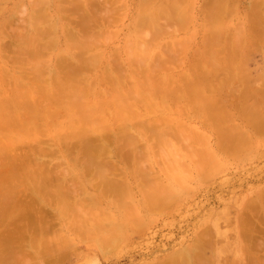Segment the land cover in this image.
Listing matches in <instances>:
<instances>
[{
  "label": "rangeland",
  "instance_id": "obj_1",
  "mask_svg": "<svg viewBox=\"0 0 264 264\" xmlns=\"http://www.w3.org/2000/svg\"><path fill=\"white\" fill-rule=\"evenodd\" d=\"M95 1L97 5L98 3L99 5H96L97 8L90 12L92 16L90 21L94 28L93 31L91 30V32L94 33L96 45L95 48L97 47V49L95 50L96 57H94L95 68L92 69L95 71H91L94 73L91 74L90 72L88 73V71L86 72V69L83 70L84 72L91 74L90 79L93 81V83H89L88 88L85 90L87 94L85 97L88 99L84 100L86 102V106L90 105V109L92 111L91 114H94L96 117H98V122L102 123L105 117V112H107L108 109L111 111L110 109L114 107V103H116V101L122 102L118 100L120 96H116L115 94L114 98H116V100L113 98L112 101H108L104 105V107L107 109L105 112L102 111L103 108L101 107L102 103H104L102 100L111 98L109 93L106 96L104 91L105 89L108 91L109 87L107 82L111 83V81L104 83L102 80H104L108 74L109 76L107 79H105V81L117 76L119 79L118 84L132 93L133 96L135 95L137 97V100H129L130 105L136 108L137 112L135 113L141 116V114L147 113L149 110H157L163 114H166V118L162 121L160 127H158L161 128L159 130L163 131L164 129L165 131L170 132V134L167 137H163L164 140H162V142L158 141L157 137H147L151 145H148V141L141 142L138 147L134 148V155L130 154L127 148H119L122 150H128V154L135 157L123 158L118 155L119 157L117 158L116 151L114 149L115 147L113 148V146L116 144H110L112 146L111 150L115 154H110V159L112 163H114L113 165L111 164L112 168L114 166L113 170L115 174L117 173L115 177L117 178V181H128H126V183L123 182L125 183L122 186L124 188L119 191L118 189L115 190V193L118 191L117 198L121 196L122 199L115 202L116 205L118 204L116 207L120 209L112 207L109 201L112 198H108L110 196L106 198L102 197L97 200L95 197L100 196L101 193L98 194L99 191L93 187L95 186V181L93 182V179L88 180L87 175H83L79 166H73L71 163L66 164V157H60V154H67L66 156L69 158L71 157V159L74 156H79L75 149H73L74 152L72 151V154L65 150L70 147L71 143L72 145H77L78 142L76 143V141L72 139L70 141L71 143L67 142L65 144L66 147L68 146L67 148H63V144L61 145V143H63L62 141L56 144L55 141H52L53 139L47 134V131H49L50 122H47L44 126H42L43 121L45 120L44 117L38 120V124L41 125L39 128V133L34 134L35 136L37 135V143H34L36 142L35 140L33 143L31 142L33 138L35 139L33 134L29 135L30 137L27 138H19L20 140L26 142L30 148L33 147V150L38 144V146L42 149L46 148L43 145L48 144L46 149L53 150V153H56H54L52 156H49L51 158L48 157L46 163L50 165L48 162L51 161L53 166L58 163H60L61 166L53 167L50 165L52 166V169H43L41 171L43 172L41 173L43 175L40 176L42 178H48L47 176L45 177V175H47L46 173L49 174L51 172L53 174L52 175L50 173L52 176H55V173H58L61 175V177L56 179L48 178L49 181L51 180V182L44 183L43 188L45 191H53L57 188H62L64 191L66 190L67 192L71 193L75 199L79 200V207H94L93 210H97V216L101 220L102 227L105 228L107 232L111 228V230H113V234H117L120 237V239H118L117 236L113 243H109L111 246H108V244L105 246V244H96L94 240H91L92 242H88L89 239L87 237H80L79 234H76L77 230H73V232H71V229L67 231L65 230L63 232V234L67 236L65 240L69 239V237L71 239L69 244L68 240L65 242L68 244H66L67 246H65L62 242V250L61 252L58 251L60 253L54 254L57 252L55 250L56 252L53 251L52 256L50 254H47L46 256L50 255L53 258H58L57 256L62 254L61 257H59L61 261L55 259L56 263L53 262L54 264H180L176 259V254L183 249L191 251L193 250V243L200 242V247H202L199 250L201 251L202 249V252H198L201 256L200 261L204 258L202 256H205V258L206 256L209 257V261L206 262L203 260V263L205 261L207 264H248L249 262L252 264H256L257 262H259L257 264H264V261L263 263L260 261L263 260L262 258H264V248L262 249V245L264 243L261 245L259 242L255 241L256 239L260 242L261 239L264 241L263 124H261V130L258 129V132L257 130L255 132L254 129L257 128V126H254L259 125L260 123L259 116L262 117L260 113L264 114V109L261 111V106L262 108L264 107V33L260 32L263 30L262 27L264 26V20L262 26L259 25L256 27L255 24L252 23L255 22L254 19L256 18L252 15L254 10L252 11L249 9L251 6V8L254 6H260L258 3L261 4V2L264 0H227L231 5L228 7L230 9L225 8L226 10H222L220 8L219 10V8H216V11L212 9L214 12H216V15L218 12L220 13L217 16L214 15L213 11V15L211 16V9H203L204 4L202 3L207 0H181V3L180 0H178L176 4H178L179 7L177 6V10L174 12V17L180 18L182 23L180 24L178 21H175V24L172 22V25H166L168 27L163 25L164 27H162V30L160 31H157L158 27H156V29L155 25H158L160 29V26L164 24L165 19H168L162 14V7L166 8L165 10L168 11L166 6L168 5L167 0H156L155 2L154 0H108V2L107 0H100L101 2H99V0L98 2L97 0ZM233 1L235 3L231 4ZM64 2L66 3V1ZM58 4L59 0H0V29L4 24L7 25L9 19H11L12 22L8 24H11L9 27L8 25L6 27L7 35H4V31H0V45L1 43L5 42L3 44L4 46L9 45V50H17L18 41H16L12 35L18 32L21 33L20 35L29 34L28 24L31 20L32 7L39 8L40 10H43L44 13H46L45 18H43V23L48 29V36L46 37L48 39L46 44L48 45L47 50H49V52L45 54L44 59L47 61L49 60L46 64H49L47 68L51 69V65H56V57H58L60 53L59 49L63 48L66 43L69 44V40L66 39L67 37L64 34L65 31L67 28L72 29V27L75 26L76 23L73 24L72 22L78 21L77 12L71 10L74 12L72 13L71 11H67L65 9L68 7V2L67 4H59L61 6H65L63 9H60ZM145 4H147V6ZM261 6H263V3ZM109 7L110 9H107ZM144 8L145 12H143ZM262 8H264V6L261 7V9ZM70 9L72 8L69 6V10ZM61 10L65 11L66 13L62 12ZM206 10L208 14L205 13ZM80 11L82 12L83 10L80 9ZM59 13L62 14L61 16L64 15V17H56V15H59ZM208 15L212 17V21L208 19ZM93 16L94 18H97L95 21ZM103 17L109 19L104 21L105 19H102ZM170 26H174L172 27L175 30L174 32L173 29L172 31H170L171 29H168L169 31H165V28H169ZM214 35L218 38V40H221V44L218 43L219 41L210 43L215 40L213 39ZM207 39L210 40L208 42L209 44L205 43V40ZM216 49L217 51L224 50L225 54L220 55L222 54L220 51V54L216 55L214 52ZM10 53V51L7 54L3 53V46H0V66H2L3 75L6 77V79H4V83H1L0 85L1 98L5 97V93H8V89L13 86V82L11 83V81L8 79V76L11 73L13 76L18 74L20 75L21 70L30 68L29 64L28 66L26 63L23 65V62L32 63L38 60L37 57L34 58L31 55H26L24 58H22V65L19 64L20 59L14 60L16 62L15 64L10 60V56L12 55V53ZM46 60L44 61L47 62ZM142 61L144 64L148 62V64H150L149 67H151V70H148V73L151 74V85H154L148 88L149 90H147V87L143 85L144 75L147 72L142 73V71L145 70L142 69L143 66L146 68V65H143ZM39 62H42V57L39 59ZM4 63L5 66H3ZM106 64L108 65V69ZM24 66L27 67L23 68ZM58 67L57 65L55 66L56 71H58ZM28 69L25 71L29 72ZM141 69L142 71L137 72V70L139 71ZM59 71V74L62 77L64 70L62 71V69L59 67ZM193 71L198 73L196 76L200 77V83L204 81L210 84L212 81L211 76H213L214 81L212 82L217 81V83H214L216 86L213 84V86L210 85L211 87H218L217 84L222 86V88L224 86L223 90L221 89L223 93H221L219 87V89L216 88L218 91L214 89L217 91V94H215L213 88H211L214 92V98L219 100L217 102L219 104L217 107L215 106L216 108L213 107V104H215L217 100L215 99L214 102V98L212 97L213 94L211 93L212 95L208 96L210 89L206 90L210 86H205V89L203 88L206 83L202 82V85L199 84L198 81L197 84L196 81L195 83L193 82L195 85L192 84L191 88L199 85L197 88L201 87L202 89H199L203 90V92H201L200 90L196 89L200 94L193 98L184 93V87L180 84L181 82H184V80H187L189 76H191L189 78L191 79L190 83H192V81H194L192 77ZM47 73L48 70L45 69L43 74L48 76ZM207 76H210L211 78H208ZM179 92L182 93L183 97L178 95ZM243 92L245 94H242ZM205 94L212 100H209V98L207 99ZM204 96L206 97V100L204 99ZM189 98H192V100H189ZM196 98L201 99L203 103V109L205 103L208 104V100L210 102L213 101L212 107L214 109L208 107L207 105L206 110L208 111H204L203 113V109L198 106L199 104L195 100ZM257 99L259 101L261 100L263 105ZM243 103H245V105ZM257 103L261 105L259 106L260 108L258 107ZM46 105H48L47 102ZM121 105H128V102L125 101L124 103H121ZM245 107L247 108V111H244ZM250 107L251 109L249 112L248 108ZM54 108V105L50 106L51 110L47 107L49 112L53 111ZM58 109L56 110L57 112ZM221 109L224 111L222 112ZM213 111L222 114V117L225 116L219 124L225 122L222 124V129L225 131L232 130L228 132V134L234 132L232 127H235V129L239 131L240 137H237L238 146L236 145L237 143H235L236 147L232 146L233 143L229 146L230 142L233 140L226 142L225 146L222 143L221 145L219 144L218 140L221 142L222 140L221 138L217 139L218 132H216V130H221V126L219 128L214 126L215 124L212 126V122L214 121H208L209 116L212 114L213 116L215 115ZM111 112H113V109ZM256 113H259L256 115L259 119L258 124L256 123L253 126L254 128H251L250 124L246 122V120H248L246 118H250L251 114V118H253L255 117L254 114ZM123 116L124 114L116 115L112 120L110 119V121L114 122V125L115 123L121 124ZM46 120L50 121V119ZM260 121L263 122L264 119L262 120L261 118ZM64 123L65 121L62 122V125H64ZM20 124L22 126V123ZM74 125L77 124L75 123ZM74 125L72 127H74ZM61 126L58 128L60 129ZM239 128L241 130H239ZM66 129H68L70 134H72L71 132L74 133L75 131V129H70V127H67L63 129L65 130L64 134H69ZM173 131L174 133L171 134ZM178 131L181 132L177 134ZM242 131L246 136L241 134ZM235 132L237 133V131ZM12 133L5 132V135L11 137V142H9V138L8 140L3 138V140H0V147L4 146L7 150L10 148L12 149L11 153H20L19 156L23 151H25L24 153L26 154L28 153V150H32L30 148L28 149L26 146H22L24 142L22 143L18 140V137L21 136L20 134L19 136L16 133ZM148 134L152 135L150 132ZM228 134H226V136ZM15 135H17V140H15L19 142L18 144H22L21 146H19L17 142L16 146L12 144V141H14L13 138H15L12 136ZM235 136L236 135H234V137ZM237 136H239V134ZM227 138L228 137H226L225 140H227ZM229 139L231 138H228V140ZM239 139L241 140L240 143ZM38 140L43 145H40ZM225 140H223L224 143ZM74 141L75 143H73ZM34 144L36 145L34 146ZM117 144L122 146L121 141ZM72 148L74 147L72 146ZM59 150L63 152L60 153ZM122 150L121 152H123ZM3 153L4 152L0 151V159H6V153ZM24 153H22V155H24ZM14 157H16V155ZM136 157L141 159L138 160ZM10 159L12 158L10 157ZM1 161L2 160H0V163L5 162ZM12 161L13 160H8V163ZM36 162H38V160H36ZM9 167H6L7 169L5 167L1 169H3V172H9V170L12 171V169H9ZM115 167L117 169H115ZM17 171L18 176L11 179L10 177L9 179H5V176L3 178L1 176L0 183L3 180H6L4 183L2 182L3 186H0V188H2L0 190L3 195L6 190L12 192V189L19 190L21 186L22 188L25 186L24 189H26L28 192V189L31 190L30 185L26 184L27 181L25 180L26 182H24L22 180L25 178L27 179L26 173V176L20 177L19 175H23L24 173H19L20 170ZM122 171L124 174H122ZM147 171L149 172V177H151V175L155 177V179H152L154 183L153 186L160 187V189L157 188V190L160 195L163 194L155 208H151V204H153L151 197L148 195L147 197L142 196L143 192H140L139 187L142 185L136 186L133 182L136 181V176H140V178H142V172L145 173ZM110 172L106 174L110 175ZM139 172L141 174H139ZM63 173L65 174L64 178ZM7 182H9L10 185L7 184ZM39 182H42V180H39ZM18 183H20V185ZM7 185H9V190L7 189L8 187H6ZM149 185L146 187H149ZM24 189H20L19 191H24ZM27 195L29 196V193L27 194V192L26 195H23L24 202H27L29 199L26 197ZM26 198L27 200H25ZM23 200H21V202L17 201L18 203L20 202L18 207L15 206V208L17 207V211L14 208L16 211L14 213L16 221L13 220V218H9L7 219L8 222H0V235L1 231L10 225L13 227V229L12 227H10V229L7 228L8 232H5V234L8 235L10 230L12 233L14 229L15 232L17 231L15 235L20 234L18 233V230H22V228L19 224L21 220H24V218L27 219L24 220L25 222L23 226H27L28 228L29 222L27 223L26 220H31V218H29L30 216L25 217L24 215L23 219L19 218L21 215L18 216L20 211V214L24 212L22 210L24 205L22 202ZM256 201L257 204L255 203ZM254 203L256 205H254L255 207L253 206ZM36 205H38V207L40 206L39 204ZM48 205H41L42 207L40 206V208H42L46 214L49 215L50 210L48 209ZM249 205L250 207L253 206L255 211L252 209V207L250 209L253 211L248 209ZM34 206L35 205H33V207ZM257 207L259 209H257ZM25 209L26 208H24V210ZM249 210L251 212H249ZM246 213L249 217L246 215ZM243 214L246 215L248 219L251 218V222L249 221V225L251 226H249L248 223L244 226V223H246L245 220L247 218ZM51 215V218L55 219L53 214ZM0 221H2V219ZM13 221L15 222L13 223ZM60 221L56 224V221L53 220V230H59L63 226V221H65V219ZM18 222L19 224H17ZM252 222L254 223L256 227L254 228L257 229V231L252 228ZM21 223L23 224V222ZM241 224H243L245 230ZM247 225L249 228L246 227ZM15 226L18 227V229ZM250 227L253 230L250 229ZM31 228L29 226L27 233L29 231V233L34 234V229L32 230ZM246 230L250 232V236L253 237V235H255L253 238H250L251 240L253 239L252 241L256 242H254V246L252 244L253 242L251 243L252 246L248 245L250 242L247 241L248 238L244 237L245 235L247 237L248 232L246 233ZM205 231L207 233H204ZM24 232L22 231L23 234H21V238L25 236ZM5 234L4 236H6ZM256 236L257 238H255ZM244 239H246V242L248 243H246ZM257 243L261 245V248H258L259 251L256 248L260 247L258 245L256 246ZM65 247L66 249L64 250L63 248ZM250 247H255L256 250H252L253 248L250 249ZM27 249L18 250V253L16 250L12 251V254H14L12 257L13 259L9 260L10 262L3 257L8 255L10 250H8V253L6 252V255L3 252L5 250H1L2 254L4 255L1 258L0 254V262L5 264H12L13 262L16 264H23L25 262H28V264H47V262H49L50 264H53L50 260H53V258H50L49 256V261H46L47 257L44 255V257L41 256V250L35 251L29 247ZM203 250H206V255L203 253ZM195 251L197 253L198 250ZM15 252L17 254H15ZM62 252L67 255H63ZM50 253H52V251ZM197 255L196 257H198ZM247 255L249 258H246ZM258 256H260V259ZM198 259H191V264H201L202 261L197 262ZM44 260L46 261L45 263Z\"/></svg>",
  "mask_w": 264,
  "mask_h": 264
},
{
  "label": "bare ground",
  "instance_id": "obj_2",
  "mask_svg": "<svg viewBox=\"0 0 264 264\" xmlns=\"http://www.w3.org/2000/svg\"><path fill=\"white\" fill-rule=\"evenodd\" d=\"M60 1L61 0H59V4H61V3L67 4V2H68L67 8H65V6H63V5L61 6L58 4L60 6V9L61 8L63 9V7H64L67 11L74 10V12H77V15L79 16V17L77 16L78 21L72 22L73 24L76 23L75 26L72 27V29L67 28V30L64 33L67 37L66 39L69 40V41L67 40L69 42V44L66 43V45L63 48H60L59 49L60 53H59L58 57H56L57 67L59 66L62 69V71L64 70L63 74L61 72L62 77L59 74L60 73L59 67H58V71H56V69H55V66H56L55 64L51 65V67H52L51 69L47 68V66H49V64H46V63H48L49 60L47 61L46 59H44L45 54L48 53L49 50H47L48 45L46 44L47 39H48V38H46L48 36V32H47L48 29H47L46 25L43 23L44 22L43 18H45L46 13H44L43 10H40L39 8L32 7L31 20L29 21V24H28L29 34L20 35L21 33L18 32L16 34L12 35V37H14V39L16 41H18V43H17L18 49L17 50H13V51L9 50V45L4 46L3 43H5V42L1 43V45H0L1 47L3 46V53L7 54V53H9V51L12 53V55L10 56L11 62L13 61V63L16 64V62L14 60L20 59V63H19L20 65H22L23 63H24L23 65H25V63L27 64V66H28V64L30 65L29 69L26 68L27 66H24L23 68H26V69L22 68L23 70H21L20 75L18 74L16 76L15 75L13 76V74L11 73L8 76V79L11 81V83L13 82V86L10 89H8V93L7 92L5 93V97H3L4 99L0 97V140H3V138L5 140L6 139L8 140V138H9V142H11V140H10L11 137H9L8 135H5V132L6 133L7 132L12 133L13 132L12 134L16 133L18 135L19 134L21 135V136L19 135L20 137H18V140H19V142L21 141L23 143L24 141L20 140L21 137L27 138V137H30L29 135H32V134L34 135L36 133L37 134L39 133V130H40L39 128L41 127V125L38 124V120L40 118L44 117L45 120L43 121L42 126H44L47 122H50L49 131H47V134L53 139V140L51 139L52 141H55L56 144H58V143H60V141H62L63 143H61V145L63 144L62 146H63V148H65L66 147L65 144L67 142H70L72 139H74L76 141V143L78 142L77 145L74 144L75 146L72 145V143L70 142L71 143L70 147L68 149H65V150H67L68 153L72 154L73 149H75L76 153L78 152L79 156H74L72 158L73 160L71 159V157L69 158L68 156H66L67 154H60V157H66L65 158L66 164L71 163L73 166L74 165L79 166L80 169L82 170L83 175L84 174L87 175L88 180L93 179V182L95 181V183H94L95 186H93V185L92 186L99 191L98 194L101 193L100 196L95 197L97 200H99L102 197L106 198V197L110 196L108 198H112L111 199L112 201L109 200L112 207H116L118 204L116 205L115 202L118 200H122L121 196L119 198H117V192L119 190H121L122 188H124L122 186H123V184L126 183L127 180L126 181H117V178L115 177L117 175V173L115 174V172L113 170L114 166L112 168V165L114 163H112V161L110 159L111 158L110 154L113 153V151L111 150L112 149L111 145L116 144L113 146V148L115 147L114 149L116 151L117 158L119 156L126 158V157H135V156L129 155L128 150H129L130 154L134 155V153H135L134 148L138 147V145L141 142L148 141L149 140L148 138L157 137L158 141L162 142V140H164L163 137H167L170 134V132L165 131L164 129H163V131L159 130V129H161V128H159L160 124H162V121L166 118V114H163L162 112H159L157 110H153V111L149 110V112L147 111V113L141 114V116H139L137 113H135V112H137L136 108L131 106L129 103V100H131V99L137 100V97L135 95L133 96L132 93H130L123 86L118 84L119 79L117 76L112 77L111 79L105 81V79H107V77L109 76V74H108V76L107 77L105 76L106 78L104 77L105 79L102 81L104 83H106L107 81H111L112 84L110 82H109L110 84L107 82L108 87H109L108 88L109 92L106 91L107 89H105L107 87L104 88L106 96L109 93L111 98H107V99L102 100V101H104V103H102V107H101V108H103L102 111L105 112V110L107 108L104 107V105L108 101H112L115 94H116V96H118V95L120 96V98L118 100H120L122 102L116 101V103H114V107L112 108L113 112H111L112 109H110L111 111H109V109H108L107 112H105V117L103 119V122L102 123L98 122L99 121L98 117H96L94 114H91L92 111L90 109L91 108L90 105L86 106V102L84 101L85 99H87L85 97V95H87L85 90L88 88L89 83H91V82L93 83V81L90 79V77H91V74L94 72H91V71H95L92 69L95 68L94 57H96L95 50L97 49V47L95 48L96 45H95V40H94V33L91 32V30L93 31L94 28H93L91 21H90L92 18L90 12L94 11L95 8H97L96 7L97 3L95 0H62L63 2L61 1V3H60ZM64 1H66V3ZM101 1L99 0V2H101ZM143 1H145V0H143ZM155 1L156 0H154V2ZM167 1H168V5H166V6H167L168 11L165 10L166 8L162 7L163 8L162 9L163 16H166L168 18V19H165L167 24L164 21V24H162V26H160V29H159L158 25L157 26L155 25V28L158 27V29L156 28L157 31L162 30L161 28L164 27L163 25H165V27H168L166 25H168V24L172 25V22L174 23L175 21L176 22L178 21L180 24L182 23V20L180 18L174 17V12L177 10L176 9L177 6L179 7V5L176 4L178 0H167ZM182 1H185V0H182ZM97 2H98V0H97ZM107 2H108V0H107ZM255 2H258V1H255ZM180 3H181V0H180ZM234 3L235 2L233 1V3H231V4H234ZM262 3L264 6V1L261 2V4L258 3V5H260V6H254L253 8H251L252 6L251 7L248 6L250 10H252V11L254 10L252 15L256 18L254 19L255 22H252V23H254L256 27L259 25L262 26V24H263L264 8L261 9V7H263V6H261ZM30 4H31V2H30ZM202 4H204L203 5L204 7L202 6L203 9H207V10L211 9L210 10L211 16L213 15V12H214L212 9L215 10L216 8L217 9L219 8V10H220V8H221L222 10L223 9L226 10L229 6H231L227 0H207V1H204V3H202ZM35 5H36V3H35ZM98 5H99V3H98ZM145 5L147 6V4H145ZM148 5H149V3H148ZM69 6L72 9L69 10ZM60 9H59V11H60ZM80 9H82L83 11L81 12ZM98 9H100V8H98ZM107 9H110V7ZM228 9H230V8H228ZM111 10H114V9H111ZM207 10H206V12L205 11H203V12L208 14ZM250 10H248V11H250ZM61 11L65 12L63 10H61ZM78 11H79V13H78ZM201 11H202V8H201ZM252 11H250V12H252ZM62 12H60V13H62ZM74 12H72V13H74ZM143 12H145V8L143 9ZM60 13H59V15L57 14L56 17L60 18V16L62 15ZM108 13H109V11H108ZM219 14L220 13L218 12L217 15H219ZM214 15L217 16L216 12H214ZM94 16H93V18H94ZM62 17H64V15L61 16V18ZM208 17H209L208 19H210L211 21L213 20V19H211L212 17H210L209 15H208ZM95 19H97V18L95 17L94 21H95ZM102 19H105L104 21H107L109 18L106 19L103 17ZM210 20H208V21H210ZM10 22H11V19H9L7 25ZM168 22H170V23H168ZM41 24H43V25H41ZM73 24H71V25H73ZM7 25L4 24L3 27L0 29V31H2V32L4 31V35H7L6 34L7 33V31H6ZM10 25H8V27ZM100 27H102V26H100ZM170 27L165 28V31L166 30L169 31L170 29H171L170 31H172V29H173L172 27H174V26H170ZM263 27H262L263 30L260 31L261 33H264ZM65 29H66V25H65ZM174 31L175 30L173 29V32ZM207 37H209V36H207ZM213 39H215V40H213L210 43H215V41L216 42L219 41L218 43L221 44V40H218V38L215 35L213 36ZM253 40H256V39H253ZM209 41L210 40L207 39V40H205V43H208ZM220 51L222 54H220ZM220 51H217V49H216V51L214 50L216 55L217 54H220V55L225 54L224 50H220ZM86 54H88V55H86ZM26 55H31L34 58L37 57L38 60L36 62H32V63L23 62L22 58H24ZM41 57H42V62H39V59ZM26 60H27V57H26ZM44 60H46L47 62H45ZM21 62H23V63L21 64ZM146 63L144 64V62H143V65H146V68H144V66H143V68L141 67L142 69H145V70L142 71V69H141L139 71L137 70V72L142 71V73H146V72L148 73L149 72L148 70H151V67H149L150 64H148V62H146ZM159 64H161V63H159ZM3 66H5V63L3 64ZM107 66L108 65L106 64V67ZM19 68H18V70H19ZM27 69L29 70V72L25 71ZM45 69L48 70V73H47L48 76L43 74V71L45 72ZM84 69H86V72L88 71V73L90 72L91 74L84 72L83 71ZM107 69H108V67H107ZM107 71H109V70H107ZM111 71H112V69H111ZM211 71H214V70H211ZM16 73H17V71H16ZM147 73L144 75L143 85L145 87H147L146 88L147 90H149L148 88L152 87L154 84L151 85L152 84V81H151L152 79H150L151 74H149V73L147 74ZM201 73H203V72H201ZM196 75H198V73L196 71H193L192 77H193L194 81H192V83H190L191 79L189 78L191 76L187 75V76H189L188 77L189 79L186 77L188 81L184 80V82H181V84H180L181 86L184 87V91H185L184 93L186 95H188L189 97H192V98L195 97L196 95L200 94L199 91H197L196 89H198V90L202 89L201 87H199L200 89L197 88L199 85H197L196 87L194 86V88L193 87L191 88L193 82L195 83V81H196V84H197V81H198L199 84H202V85H203V83H206L204 81H202L203 83L202 82L200 83V81H201L200 77L196 76ZM211 77L209 76L208 78H211L212 81H214L213 76H211ZM4 79H6V77H4L3 72H2V66H0V85H1V83H4ZM212 81L210 82V84L206 83V85H204L203 88L205 89L206 87H208L212 84L215 85L217 83L216 80H215L216 82H212ZM193 85H195V84H193ZM217 86L220 88V90L221 89L223 90V88H224V86L222 88V86H219V84H217ZM228 86H229V84H228ZM103 87H104V85H103ZM218 87H215V88L211 87V86L208 87L206 89V90L210 89L208 96L213 94L212 97L214 98V92H215V94H217L216 92L218 91L217 89H219ZM211 88H213L214 92L212 91ZM214 89H216L217 91H215ZM222 90H221V93H223ZM228 90H230V89H228ZM243 90H245V89H243ZM200 91L203 92V90H200ZM231 92H232V90H231ZM105 94H103V95H105ZM206 94H208V93H206ZM206 94H205V96H207ZM242 94H245V93L243 92ZM178 95L180 97L181 96L183 97L181 92H179ZM208 96H207V99L209 98ZM227 96H228V94H227ZM192 98H189V100H192ZM204 99L206 100V97ZM215 99L216 98L213 99L214 102H215ZM114 100H116V98H114ZM195 100L199 104L198 106L201 109H203V103H202L201 99L196 98ZM209 100H212V99L209 98ZM209 100H208V104L205 103L206 106L204 105L203 113H204V111H206V112L208 111V110H206L207 105L210 108H213V107L216 108L217 105L219 104V103H217L219 100L216 99L217 101L215 104H213L214 105L213 106L212 105L213 101L210 102ZM125 101L128 102V105H121V103H124ZM46 102L48 105H46ZM259 102H261V104L263 103L261 100ZM44 103L46 106L44 105ZM210 103H211V106H210ZM243 104L245 105V103H243ZM53 105L55 106L54 110L49 112L48 109H50V106H53ZM236 106H237V103H236ZM259 106H261V105L258 104V107ZM47 107H48V109H47ZM246 107H245L244 111H247ZM58 108L61 110H59ZM236 108H235V110H236ZM241 108H244V107H241ZM57 109H58V112L56 111ZM248 109L250 112L251 107ZM261 109H262L261 111H263L264 107L262 108V106H261ZM108 111H109V113H108ZM221 111L223 112L224 110L221 109ZM242 111H243V109H242ZM259 111H257V112H259ZM110 112H111V114H110ZM225 112H224V114H225ZM106 113H108V114H106ZM213 113L215 115L213 116V114H212L211 115L212 117L209 116L208 121L209 122L214 121V122H212L213 123L212 126L214 124H215L214 126H216L218 128L221 126L220 129L222 131L216 130V132H218L217 133L218 134L217 139L221 138V140H222V142L220 140H218L219 144L221 145V143H222L225 146L226 142L233 140L230 142V144L228 143L229 146L232 145V143H233L232 146H235V143H237L236 145L238 146L237 141H238V138L240 137L239 131L236 130L235 127L234 128L232 127L234 132H231V133H233V134H231V133L228 134V132H230L232 130L229 131L225 128L227 130V131H225L224 129H222L223 128L222 124L225 122H223L222 124H219V123H221V121L223 120V118L225 116L222 117V114H220L216 111H213ZM237 113H238V111H237ZM120 114H124V116L122 117L123 118L122 123L121 124L115 123V125H114V122L110 121V119L112 120L116 115H120ZM257 114H259V113L254 114L255 117H253V118H251L252 114H251L250 118L249 117L246 118V119H248V120H246V122H248L250 124L251 128L256 123L258 124L259 119L260 120H261V118H262V120L264 119L263 113H260L262 115V117L259 116V119L256 116ZM210 117H211V120H210ZM227 117H228V115H227ZM207 118H208V116H207ZM46 119H50V121H47ZM260 120H259V122H260L259 125L254 126V127L257 126V128L253 127L255 129V132H256V130L258 132V129H260L262 127L261 124H263V128H264V123H263L264 121L262 122ZM63 121H65L64 125H62ZM20 123H22V126ZM75 123L77 125H74ZM73 125H74V127H72ZM59 126H61L60 129L58 128ZM66 126L70 127V129H75L74 133L71 132L72 134H70V132L68 131V129H69L68 128L66 130L69 132V134L68 133L64 134L65 130H63V129L67 128ZM258 126H259V128H258ZM236 128H238V127H236ZM167 129H169V128H167ZM239 130H241V129L239 128ZM223 131H224V133H223ZM235 131H237V133ZM149 132L152 135H149L148 134ZM180 132L181 131H178L177 134H179ZM242 132H241V134L243 136H246V135H244V132L243 133ZM172 133H174V131L171 132V134ZM225 133L228 135L226 136ZM238 134H239V136H237ZM234 135H236V136L234 137ZM3 136H5V137H3ZM16 136L17 135L12 136V137H15V138H13L14 141H12V144H14L15 146L19 143L18 141H16L17 140ZM24 136H26V137H24ZM36 136H35V139L33 138V140L31 141L32 143L34 140L36 141L34 143H37V140H36L37 137ZM231 136H233V137H231ZM226 137L231 138V139L228 140V138H227V140H225ZM143 138H146L147 140L143 139ZM51 140H49V141H51ZM223 140H225V143ZM75 141L73 143H75ZM120 141H121L122 146L117 144ZM240 141L241 140L239 139V143H240ZM13 142H15V143H13ZM16 142H17V144H16ZM39 143H40V145H43V144H41L40 141H39ZM49 143H51V142H49ZM148 143H149V141H148ZM25 144H27V143L24 142L23 145L22 144H18V145L19 146L22 145L24 147L26 146L29 149L30 146L28 144H27L28 146ZM35 145L36 144H34V146ZM38 145H36L37 148L35 147L34 150L32 149L33 147L30 148L32 150L31 151L28 150V153H26V154L24 153L25 151H23L22 153H24V155H22V153H21L22 156L21 155L19 156L20 153L19 154L18 153L17 154L11 153L12 149H10V148H8V150H7L6 147H4V146H1L2 148L0 147V151L4 152L3 154L6 153L5 154L6 156L4 155L6 157V159L5 158L0 159L2 161H5L4 163H0V169L4 168V167L6 168L9 166H10L9 169H12V171L8 169L9 172H6V171L3 172L2 171L3 169H1L0 170L1 171L0 172V178H1V176H2V178L5 176L4 177L5 179H7V178L9 179V177H10V179L17 177L18 176L17 170H20L19 173H24V174L19 175V176L22 177V176L27 175L26 176L27 179L24 177L25 179H22V180L24 182L27 181L26 184L30 185V187H31V190L27 188L29 190V192L26 191V189H24L25 186L23 188L21 186L20 189L21 190L24 189V191H19L20 189L19 190L18 189L17 190L12 189V192L6 190L4 192V195L1 193V190H0V220L2 219V221H0V222H8L7 219H9V218H13V220L16 219L15 215H14V213L17 211L16 208L20 205L21 200H23V195H26V192H27V194L29 193V196L27 195L26 197L29 199L28 200H27V198L25 199V200H27V202L25 201L26 204H25L24 200L22 201L24 203V205L22 203V205H23L22 210L24 212L22 214H20L21 213V211H20L18 216L21 215L22 217L21 216L19 217L21 219H23L24 215H25V217L30 216L29 218H31V220H29V221L26 220L27 223L29 222L28 228H29V226H30V228L32 227L31 229L32 230L34 229V232H35L33 234V233H29V231H28V233H29V236H28V233H27L28 228H27V226L26 227L23 226L24 222H25L24 220L27 218H24V220H21V222H23V224L21 222H20V224H19V222L17 223L22 228V230L21 229L18 230L19 231L18 233H20L18 235H15L17 232V231L15 232V229H14V231H12V233L10 230L8 235L5 234V232L6 233L8 232L7 228L10 229V227H12L11 225L9 227L7 226V228H4V230L1 231V235H0L1 237L3 235L2 238L0 237L1 238L0 239L1 258L4 255V254H2L1 250H5V251H3L5 253V255H6V252L8 253V250H10L11 254L9 253L8 255L3 256L4 258H6L9 261V260L13 259L12 257H13L14 253L12 254V251L16 250V252H17L18 250H26L28 247L35 250V251L41 250V256H43V255L46 256L47 254H50L52 256L53 251L54 252L57 251L54 254L60 253L62 250V247H61L62 244L61 243L63 242L64 245L67 246L69 244V241L71 240L70 237H69V239L65 240V238L67 236L64 235L63 232L65 230L67 231L70 229L72 230L71 232H73V230L74 231L77 230L76 234L77 235L79 234L80 237H87L89 239L88 242H92L91 240H94L96 242V244L98 243V245L99 244L100 245L105 244V246H107V244H108V246H109L110 245L109 243H113V241L116 240V237L118 235L113 234V232H112L113 230H111V228H110V230L108 229L109 231L107 232V230H105V228L102 227L101 220L97 216V210L96 209H95L96 211L93 210L94 207H89V206L79 207L80 206V204L78 203L79 200L75 199V197L71 193L67 192L66 190L64 191L62 188L61 189L57 188L53 191H45V189L43 188L44 183L45 182L46 183L51 182V180L49 181L48 178H55L56 179L58 177H61V175L58 173H55V176H52L53 174L50 172L52 175L50 173H49L50 175L48 173H46L47 175H45V177L47 176L48 178H42L41 177L43 175V174H41V173H43V172H41L43 169H45V168H47V169L50 168L49 170L52 169L51 167L53 166V163L51 161L48 162V163H50V165H52V166H50L46 162H47L48 157L52 156L55 152L53 153V150L46 149L48 147V144L43 145L44 147H46L45 148L46 150L42 149ZM148 145L150 146L151 144L149 143ZM31 146H33V145H31ZM72 146L74 148H72ZM222 146H220V147H222ZM121 147L127 148L128 150L119 149ZM9 150H11V151H9ZM61 150H59L60 153L63 152ZM121 150L123 152H121ZM49 153H50V155H49ZM7 154H8V156H7ZM10 155H12V156L16 155V157H14V156L12 157ZM10 157L12 159H10ZM49 158H51V157H49ZM7 159L9 161H11V160H13V161L8 163ZM140 159L141 158H139L138 160H140ZM36 160H38V162H36ZM6 161H7V163H6ZM33 161H35V162H33ZM31 162H33V163H31ZM138 162H140V161H138ZM55 166L59 167V166H61V164L60 163L55 164L53 167H55ZM115 169H117V168L115 167ZM111 170H113V171L110 172ZM108 172H110L109 173L110 175L106 174ZM143 172H142L143 176L142 175L141 176L144 180L142 178H140V176H136L137 179H136V181H133V182L135 183L136 186L142 185V186H139L140 192L141 191L143 192L142 196L147 197V195H148L149 197H151L152 202H153V204H151V208H155L157 206V204L159 203L160 197L163 194L160 195L158 190H157V188L160 189V187H154L153 186L154 183H153L152 179H155V177H153L152 175H151V177H149L148 171H147L148 173L147 172L143 173ZM25 173H26V175H25ZM122 174H124V172ZM139 174H141V173L139 172ZM64 175L65 174L63 173V178H64ZM154 175H155V173H154ZM19 179H21V178H19ZM39 180H42V182H39ZM4 181H6V180H3L2 182L4 183ZM19 181H21V180H19ZM2 182L0 183L1 187L3 186ZM123 182H125V183H123ZM151 182H152V185H151ZM149 183L151 186L149 185ZM7 184H9V182H7ZM18 184L20 185V183H18ZM146 184L149 185V187H146L147 186ZM9 185L6 186V187H8L7 188L8 190H9ZM4 187H5V185H4ZM144 187H146V188H144ZM0 189H2V188H0ZM117 189H118V191L115 193V190H117ZM23 193H25V194H23ZM15 197H17L18 199ZM17 201H20V202L18 203ZM255 203L257 204V201ZM255 203L253 204V206L255 205ZM36 204H39L40 206L51 204V205H48V207H49L48 209L51 211V212L49 211V215L46 214V212L42 208H40V206L38 207V205H36ZM33 205H35V206L33 207ZM15 206H17V207L15 208ZM24 206H26V207H24ZM253 206H251V207L254 210ZM251 207L249 205L248 209H250ZM14 208L16 211L14 210ZM24 208H26L25 209L26 211L24 210ZM43 208H44V206H43ZM116 208H118V207H116ZM48 209H46V210H48ZM118 209H120V208H118ZM257 209H259V208L257 207ZM250 210H249V212L253 211V210H251V211ZM50 213L53 214L55 219L51 218L52 215ZM246 215H247V213H246ZM246 215H244V216H246ZM247 216H246V218H247ZM253 217H254V215H253ZM4 218H5V220H4ZM63 219H65L66 222L63 221ZM53 220L56 221V224H57V222L62 220L64 222V224L59 230H56V229L53 230V225H54ZM244 220H243V223H244ZM246 220H245L246 223H244V226L247 223H248V225L250 224L251 218H249L247 221ZM15 221H13V223ZM60 223H61V221H60ZM17 224H14V225H17ZM3 225H5V224H3ZM25 225H27V224H25ZM241 225H242L243 229L245 230L243 224H241ZM248 225L246 227H248ZM249 226H251V225H249ZM252 226H253L252 228L255 227L254 223L252 224ZM16 228L18 229V227H16ZM252 228L250 227V229H252ZM12 229H13V227H12ZM31 229H30V231H31ZM247 230H246V233L248 232ZM255 230L257 231V229H255ZM22 231L23 232L26 231V232H24V234H25V236L27 235L28 237L27 236L25 237L22 235L23 238H21L20 236H21V234H23ZM206 231L204 233H207ZM3 233L6 236H4ZM249 233L250 232L247 233V237L244 234L245 235L244 237L248 238L247 241L250 242V244L253 242L252 244L254 246L255 241L259 242L261 245H262V243H264V241L262 239H261V242L257 241V239L255 241H252L253 239L251 240L250 238H253L255 235H253V237H252V236H250ZM31 234H33V235H31ZM17 236H19L20 238ZM248 236H250V237H248ZM255 238H257V236ZM118 239H120L119 236H118ZM63 240H65V241H63ZM67 240H68V244L65 243ZM244 240L246 242V239H244ZM249 240H251V241H249ZM71 242H73V241H71ZM248 242H246V243H248ZM250 244H248V245L252 246V244L251 245ZM257 245L260 246V247H256L258 250V248L259 249L261 248V245H259L258 243L256 244V246ZM200 246H201L200 242L199 243L194 242L193 246H192L193 250L187 251V249H183L182 251H180L179 253L176 254L177 261L180 264H191V261H190L191 259H194V258L198 259L199 258L197 261V262H199L201 259V256L199 255V253L202 252V249H201V251H199L200 248H202ZM262 246H263L262 247V249H263L264 244ZM11 248H13V249H11ZM252 248L250 247V249H252ZM256 248L254 247L252 250H256ZM63 249L65 250L66 247ZM195 250H198L197 251V253L199 252L198 255H197ZM252 250H250V251H252ZM51 251H52V253H50ZM58 251H60V252H58ZM16 252H15V254L18 253V252L17 253ZM205 252H206V250H203V253H205ZM64 254L65 253H63V255ZM50 255L46 256L47 257L46 261H49L48 257ZM61 255L62 254H59L57 256L58 258H55V257L53 258L50 256V258H53V260H54L53 261L52 259H50L51 262L56 263L55 259H58L59 261H61L59 259V257H61ZM65 255H67V254H65ZM196 255L198 257H196ZM205 255H206V253H205ZM202 257H204L203 260H205L206 262L209 261V257L206 256L207 260H206L205 256H202ZM252 257H254V256H252ZM246 258H249V256L247 255ZM258 258L260 259V256H258ZM262 259L263 260H260V261L263 263L264 258H262ZM203 260H201L202 262L200 261L201 264L203 263ZM46 261L44 260V263ZM205 261L203 264L206 263ZM13 263H15V262H13ZM254 263H256V262H254ZM257 263H259V262H257ZM8 264H10V263H8ZM47 264H50V263L47 262ZM250 264H252V263H250Z\"/></svg>",
  "mask_w": 264,
  "mask_h": 264
},
{
  "label": "crops",
  "instance_id": "obj_3",
  "mask_svg": "<svg viewBox=\"0 0 264 264\" xmlns=\"http://www.w3.org/2000/svg\"><path fill=\"white\" fill-rule=\"evenodd\" d=\"M1 264H5V263H3V262H0ZM23 264H28V262H25V263H23Z\"/></svg>",
  "mask_w": 264,
  "mask_h": 264
}]
</instances>
